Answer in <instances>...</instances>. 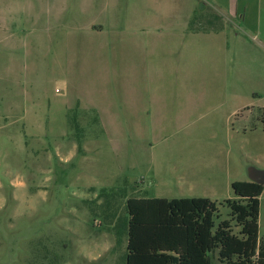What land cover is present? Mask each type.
Returning <instances> with one entry per match:
<instances>
[{"label": "rangeland", "instance_id": "obj_1", "mask_svg": "<svg viewBox=\"0 0 264 264\" xmlns=\"http://www.w3.org/2000/svg\"><path fill=\"white\" fill-rule=\"evenodd\" d=\"M135 2L0 0V264H126L128 199L199 196L188 171L225 176L264 155L262 111L221 93L208 57L205 78L140 75L154 57L123 24Z\"/></svg>", "mask_w": 264, "mask_h": 264}, {"label": "crops", "instance_id": "obj_2", "mask_svg": "<svg viewBox=\"0 0 264 264\" xmlns=\"http://www.w3.org/2000/svg\"><path fill=\"white\" fill-rule=\"evenodd\" d=\"M138 1L134 3L132 14L123 24L131 31L140 33L138 36L141 37L143 47L149 48L150 56L154 57H151L152 68L147 64L139 71L140 75L146 79L165 80L174 77L177 80H186V77L192 76L196 71H203L202 76L205 78L208 57L210 62L215 63L213 69L220 78V85L223 87L221 93L228 96L237 92L249 97L250 100L240 105V110L245 112L257 105L263 115L264 0H210L205 4L201 0ZM146 3L151 6L150 12L143 10ZM208 7L211 9L207 10ZM169 15H175V20L168 21L163 18ZM164 27L171 28L175 33L167 42L160 35ZM98 28L103 33V26ZM164 49L172 50L170 58L174 66L171 69L164 66V61H160V54ZM213 50L219 53L218 59L211 56ZM161 85L160 83L157 87L159 93L169 92L160 87ZM171 92L175 96L184 95L178 90ZM159 107L161 109L162 106ZM158 112L160 113L156 111ZM33 127L37 125L34 124ZM262 130L264 132L263 127ZM248 165L264 170V155L249 162L243 170L234 167L231 170L227 164L225 176H219V171L214 169L213 175L199 170L188 171V176L197 184L195 188L199 187L204 194L181 198H209L216 202L220 199H234L229 190H232L234 182L250 181V178L245 180L243 176Z\"/></svg>", "mask_w": 264, "mask_h": 264}, {"label": "trees", "instance_id": "obj_3", "mask_svg": "<svg viewBox=\"0 0 264 264\" xmlns=\"http://www.w3.org/2000/svg\"><path fill=\"white\" fill-rule=\"evenodd\" d=\"M67 119L78 128V120ZM261 122L264 129V112ZM232 190L235 198L223 203L209 198L128 199L126 264H264L259 237L264 185L234 182ZM219 206L230 210L227 219Z\"/></svg>", "mask_w": 264, "mask_h": 264}, {"label": "water", "instance_id": "obj_4", "mask_svg": "<svg viewBox=\"0 0 264 264\" xmlns=\"http://www.w3.org/2000/svg\"><path fill=\"white\" fill-rule=\"evenodd\" d=\"M249 178L251 181L264 185V170H260L256 167L248 169Z\"/></svg>", "mask_w": 264, "mask_h": 264}]
</instances>
